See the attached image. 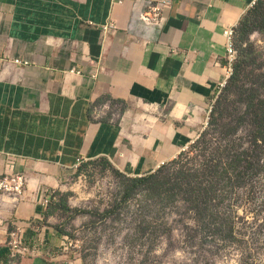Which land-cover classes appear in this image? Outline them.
<instances>
[{"label": "crops", "instance_id": "obj_1", "mask_svg": "<svg viewBox=\"0 0 264 264\" xmlns=\"http://www.w3.org/2000/svg\"><path fill=\"white\" fill-rule=\"evenodd\" d=\"M159 1L0 0V176L27 179L0 196V264L9 233L31 239L34 222L44 247L14 264H77L42 224L49 195L85 161L153 173L205 125L231 75L225 31L258 0H172L162 28L145 25Z\"/></svg>", "mask_w": 264, "mask_h": 264}, {"label": "rangeland", "instance_id": "obj_2", "mask_svg": "<svg viewBox=\"0 0 264 264\" xmlns=\"http://www.w3.org/2000/svg\"><path fill=\"white\" fill-rule=\"evenodd\" d=\"M250 42L259 56L243 84L264 100V36L254 32ZM223 96L221 90L205 125L178 158L147 176H122L102 159L81 163L48 198L42 224L63 236L58 250L77 264H264V144L255 153L259 170L218 207L231 222L229 236L203 228L184 193L172 188L202 173L218 155L252 150L255 126L246 101L231 96L213 122ZM138 177L145 180L135 182Z\"/></svg>", "mask_w": 264, "mask_h": 264}, {"label": "trees", "instance_id": "obj_3", "mask_svg": "<svg viewBox=\"0 0 264 264\" xmlns=\"http://www.w3.org/2000/svg\"><path fill=\"white\" fill-rule=\"evenodd\" d=\"M236 32L238 56L232 67L231 75L222 88L225 99L218 100L214 106L212 113L214 117L217 113V117L213 118V122L224 115L226 103L231 96L238 97L240 101H246L248 113L251 115L255 126L252 132L253 148L252 150L244 149L227 153L224 155L226 156L224 159L219 158L218 155V159H215L202 173L183 177L172 187L184 193L186 201L196 212L203 228L214 229L217 233L227 236L232 234L233 228L228 217L220 215L218 207L231 189L246 184L247 180L259 170L258 154L255 153L264 144V100H258L254 89L245 87L243 84L245 78H250V74H246V69L255 65V57L258 55L254 44L250 42V36L254 32H260L264 36V0H258L247 12ZM261 77L264 79V73ZM262 85L264 86V80ZM102 160H104L106 167L115 170L108 160ZM121 175L125 176L124 174ZM133 180L140 182L144 181L145 178L138 177Z\"/></svg>", "mask_w": 264, "mask_h": 264}, {"label": "built area", "instance_id": "obj_4", "mask_svg": "<svg viewBox=\"0 0 264 264\" xmlns=\"http://www.w3.org/2000/svg\"><path fill=\"white\" fill-rule=\"evenodd\" d=\"M172 0H160L156 5H149L148 11L140 15V20L147 26H153L162 28L163 26V13L162 9L164 7L170 6ZM114 25H111L110 28H114ZM108 28H105L107 31ZM236 35L237 32L234 28L227 29L225 31V36L227 38V65L229 70L232 72V67L237 59L238 51L236 48ZM14 64L27 66L29 63L22 61L20 59L14 60ZM213 107H211L212 110ZM210 110V112H211ZM209 112V113H210ZM82 163V162H81ZM9 166L13 167L12 163ZM162 164L159 166V169L165 166ZM27 187V179L23 174L20 173H5L0 176V196L12 195L20 197L25 193ZM44 204L47 206L49 204V199L44 201ZM32 226L34 231V236L31 239H28L24 227H17L13 229L8 235V241L6 243V249L9 256V263L14 264L20 258L26 256H36L41 252L44 247V243H41L37 235L40 233L41 226L40 223L34 222L29 223Z\"/></svg>", "mask_w": 264, "mask_h": 264}]
</instances>
